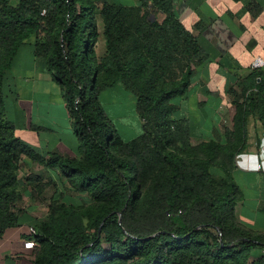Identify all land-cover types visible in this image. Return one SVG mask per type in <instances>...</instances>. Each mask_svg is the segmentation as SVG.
Wrapping results in <instances>:
<instances>
[{
    "label": "trees",
    "instance_id": "16d2710c",
    "mask_svg": "<svg viewBox=\"0 0 264 264\" xmlns=\"http://www.w3.org/2000/svg\"><path fill=\"white\" fill-rule=\"evenodd\" d=\"M139 1L0 0V235L18 224L22 186L43 195L50 184L31 174L22 183L26 159L49 172L56 189L47 217L31 227L33 264H264V253L252 254L264 251V228H246L235 216L243 196L233 174L249 118L257 116L264 131V74L253 70L228 91L234 113L225 142L192 145L188 123L173 113L175 99L188 92L199 45L172 0ZM30 39L62 88L76 157L40 154L6 118V88ZM116 85L134 96L142 120L139 136L127 142L99 104ZM62 177L72 190L65 200Z\"/></svg>",
    "mask_w": 264,
    "mask_h": 264
},
{
    "label": "crops",
    "instance_id": "0c3cea01",
    "mask_svg": "<svg viewBox=\"0 0 264 264\" xmlns=\"http://www.w3.org/2000/svg\"><path fill=\"white\" fill-rule=\"evenodd\" d=\"M107 1L123 6L140 5L139 0H128L129 4H121L116 2L117 0ZM172 2L176 18L195 37L200 48V57L193 66L188 92L174 101L177 108L173 113V118L188 123L192 145L209 140L223 143L226 129L231 128L223 124V113L220 107L230 109V119L234 113L232 98L228 91L235 89L238 79L249 75L253 70L264 74V66L258 68L252 66L255 60L264 63V0H172ZM24 46L14 62L13 74L6 88L7 97H14L13 94L17 95L19 91V98L15 104L17 105L20 97L27 96L24 100L28 103L30 120L33 119L45 125L44 127L38 125L36 129L40 130L46 126L52 127L58 124L66 130L71 129V118L63 103L61 92L56 102L49 103L45 101L46 99L36 100L34 98V90L37 87L40 85L53 86L52 84L55 83L46 69L45 62L34 55L32 45H30V62L16 68V61ZM28 78L30 80L26 83ZM114 87H120L127 92L121 85ZM53 88L56 87L53 86ZM128 96L131 98L133 95L130 93ZM49 104L53 107H47ZM137 124L142 128L140 118ZM263 133L257 116H251L248 124L247 146L241 153L245 154L242 164H251L253 156H258V145ZM70 135L73 136L71 157H76L77 142L76 139L74 140L73 132L70 131ZM39 151L40 154L59 153L57 149L53 151L39 149ZM212 172L217 176H222L218 169H213ZM236 173L250 175L256 181L252 183V186L259 194L260 200L253 207L254 212L250 217L253 219L256 213H261V208L264 206V173L245 170L234 163L233 174ZM244 210L245 198L235 207V216L238 221L244 215L247 217ZM38 220L40 219H37L28 209H24L18 224L0 235V264H33L34 248H26L24 243L34 242V232L31 227Z\"/></svg>",
    "mask_w": 264,
    "mask_h": 264
},
{
    "label": "rangeland",
    "instance_id": "374dc122",
    "mask_svg": "<svg viewBox=\"0 0 264 264\" xmlns=\"http://www.w3.org/2000/svg\"><path fill=\"white\" fill-rule=\"evenodd\" d=\"M18 1L19 0H11V4L15 5ZM94 1L97 6L100 7L102 5V0ZM110 1L115 2L114 0ZM116 2L121 4H129L128 0H117ZM161 17L162 15H158L157 19L160 20ZM26 43L27 44L24 46L16 61V68L25 65L26 62H30V45L33 46V39H30ZM97 50L101 54L102 41L99 42ZM29 80L30 79L28 78L26 83H28ZM52 85L56 88H53L51 85H40L37 87L34 90V98H36V100L46 99L45 101H49V103L56 102L60 98L59 93H62V88L57 84ZM128 94L130 95V93L125 92L122 88L114 87L111 90L103 92L99 99V104L106 113L107 118L113 123L122 140L126 142L139 136L141 133V128L137 124L139 118L136 114L135 103L133 104L134 97L131 96L130 98ZM13 96L14 97L8 96L5 98V115L6 118L13 122L16 127V138L21 143L31 147L33 150L35 149L39 151V149H48L53 151L57 149L59 150L60 154L71 157V154L73 155V151L71 150L73 146V136L70 135V131L72 133V129L66 130L63 127L58 126L59 124L52 127L46 126V129H36V126L38 125H41L42 127L45 125L44 123H38L36 120H30L28 103L27 100H24L27 96H24L23 98L20 97V101L17 102V105L15 104L19 98V91L17 95L13 94ZM47 107L51 108L53 106L49 104ZM75 139L76 138H74V140ZM30 174L39 176L43 183L49 182L50 184H48L43 195H37V193H33L30 187H26V185L23 184L24 186H22V189H26V193H23V199L19 203V208L28 209L37 219L43 220L47 217V205L52 193H54L56 189L54 187V183L50 182L49 172L44 170L40 165L36 163H29L25 159L20 164V179L22 183H24V179H26V177ZM234 182L238 185L241 194H243V198H245V210L243 212L247 214V217L244 215L240 218L241 224H243L246 228H264V215L262 212L256 213V217L254 216L253 219L250 218L254 212L253 207L256 206L260 200L259 194L255 192L253 188L254 186H252V183H255L256 181L253 180V177L250 175L246 176L244 174L236 173L234 174ZM59 183L62 187L66 188V192L64 193L65 200L66 198L70 197L72 192L71 186L64 177H62ZM58 187L61 188L60 186ZM263 253L264 251L261 249L254 250L252 252L253 257L255 258Z\"/></svg>",
    "mask_w": 264,
    "mask_h": 264
},
{
    "label": "built area",
    "instance_id": "2783aa9c",
    "mask_svg": "<svg viewBox=\"0 0 264 264\" xmlns=\"http://www.w3.org/2000/svg\"><path fill=\"white\" fill-rule=\"evenodd\" d=\"M252 66L254 68H258L261 66H264L263 62H257L256 60L252 63ZM220 111L223 113V124L226 125L228 128H231V119L230 116V109L228 107H220ZM259 152L258 156H253V162L251 164L244 165L242 164L243 158L245 157V154H239L235 158V164L242 169L249 170V171H256V172H262L264 173V133L262 134L260 143L258 145ZM169 216V215H168ZM24 246L26 248H33L34 243L32 241H27L24 243Z\"/></svg>",
    "mask_w": 264,
    "mask_h": 264
},
{
    "label": "water",
    "instance_id": "95a60500",
    "mask_svg": "<svg viewBox=\"0 0 264 264\" xmlns=\"http://www.w3.org/2000/svg\"><path fill=\"white\" fill-rule=\"evenodd\" d=\"M120 221V220H119Z\"/></svg>",
    "mask_w": 264,
    "mask_h": 264
}]
</instances>
